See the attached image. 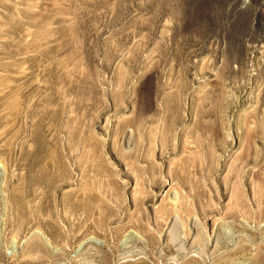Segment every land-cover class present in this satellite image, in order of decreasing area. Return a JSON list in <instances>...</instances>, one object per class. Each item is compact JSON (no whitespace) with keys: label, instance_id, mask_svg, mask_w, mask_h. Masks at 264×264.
I'll use <instances>...</instances> for the list:
<instances>
[{"label":"rangeland","instance_id":"374dc122","mask_svg":"<svg viewBox=\"0 0 264 264\" xmlns=\"http://www.w3.org/2000/svg\"><path fill=\"white\" fill-rule=\"evenodd\" d=\"M0 264H264V0H0Z\"/></svg>","mask_w":264,"mask_h":264}]
</instances>
